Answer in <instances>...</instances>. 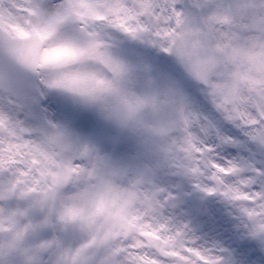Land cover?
I'll list each match as a JSON object with an SVG mask.
<instances>
[{"label":"snow or ice","instance_id":"6c2138e0","mask_svg":"<svg viewBox=\"0 0 264 264\" xmlns=\"http://www.w3.org/2000/svg\"><path fill=\"white\" fill-rule=\"evenodd\" d=\"M0 264H222L158 216L159 150L237 214L264 264V0H0Z\"/></svg>","mask_w":264,"mask_h":264},{"label":"rangeland","instance_id":"374dc122","mask_svg":"<svg viewBox=\"0 0 264 264\" xmlns=\"http://www.w3.org/2000/svg\"><path fill=\"white\" fill-rule=\"evenodd\" d=\"M51 101L48 103L42 104L40 107H36L34 104V98L30 103L24 104L21 102L15 103L8 96L0 93V113L8 114L11 117L18 119L28 127H39L41 126L45 119L52 114ZM153 153H159L161 155V167L159 171V177L155 182H152L151 185L146 184L147 191L152 194L153 191L157 192L158 198L155 201L158 204L160 213L158 214L159 218L162 220L168 218H203L204 225L205 221H208L213 224L216 230V235L222 233L225 229L228 234L236 232L244 233L245 230L242 227L241 223L237 220H234L237 217V214L232 209V207L227 204L220 197H213L206 195L200 188L196 187L197 181L191 176L189 179L182 181L179 178H174L171 173H176L178 171L175 165L169 164L166 161L167 157L162 151H155ZM143 167L139 169L146 168L148 162L140 163ZM140 169V170H141ZM172 170V172H167ZM179 184H183L185 191L194 190L199 196V203L193 207H188L191 211L183 212L181 214L170 215L166 212L164 206L165 198L173 194L175 187ZM153 187L154 189H152ZM237 226V229L235 228Z\"/></svg>","mask_w":264,"mask_h":264},{"label":"flooded vegetation","instance_id":"af4514ba","mask_svg":"<svg viewBox=\"0 0 264 264\" xmlns=\"http://www.w3.org/2000/svg\"><path fill=\"white\" fill-rule=\"evenodd\" d=\"M34 97H32L28 102H21L24 104L30 103L33 100ZM15 102V101H14ZM17 103V102H16ZM161 155L159 153H152L148 156H146L141 163L148 162V166L146 168H143L142 164H139V167H141L140 171L144 173L145 176V183L148 185H151L152 182H155L159 177V171L162 161ZM166 161L169 162V164L174 165L173 161H171L169 158L166 159ZM177 167V166H175ZM178 171L176 173H171V175L174 178H179L182 181L187 180L191 177L190 174H188L186 171H184L182 168L177 167ZM172 172V170L167 171ZM183 185V184H181ZM154 189L153 187H151ZM183 190L185 193V187L183 186ZM189 192V191H188ZM158 193L153 191L152 196L154 199L158 198ZM157 203V202H156ZM165 206V202H164ZM195 206V205H194ZM188 207H193L192 205H185L181 206L174 210H169L166 208V212L170 215H176L181 214L183 212L191 211V209H188ZM160 211L158 210V214ZM240 222L237 217L234 219ZM163 221H166L173 229H180L186 232L188 237L195 241V246L199 248L200 250L207 252L209 255L215 256L217 258H220L222 260V264H241V262L237 259V246L240 243V241L246 239V233H239L234 231L235 233L228 234L226 232V229L222 232L216 235V230L212 223L205 221L206 224L204 225V219L199 217H191V218H168ZM235 228L237 229V226L235 225Z\"/></svg>","mask_w":264,"mask_h":264},{"label":"water","instance_id":"95a60500","mask_svg":"<svg viewBox=\"0 0 264 264\" xmlns=\"http://www.w3.org/2000/svg\"><path fill=\"white\" fill-rule=\"evenodd\" d=\"M5 93V92H4ZM34 91L30 88L27 90H21L19 88L14 89L13 91L7 92V94L12 95L15 99H28L29 96L31 94H33ZM181 191V190H179ZM190 199L189 201H180L178 197H170L168 202H169V206L170 208H175L178 207L181 204H185L187 202H195L197 200L196 196L194 195V193H192V195L188 196Z\"/></svg>","mask_w":264,"mask_h":264}]
</instances>
